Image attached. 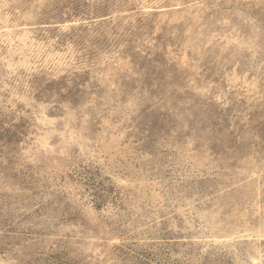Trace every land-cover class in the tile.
I'll use <instances>...</instances> for the list:
<instances>
[{
    "label": "rangeland",
    "instance_id": "rangeland-1",
    "mask_svg": "<svg viewBox=\"0 0 264 264\" xmlns=\"http://www.w3.org/2000/svg\"><path fill=\"white\" fill-rule=\"evenodd\" d=\"M0 264H264V0H0Z\"/></svg>",
    "mask_w": 264,
    "mask_h": 264
}]
</instances>
